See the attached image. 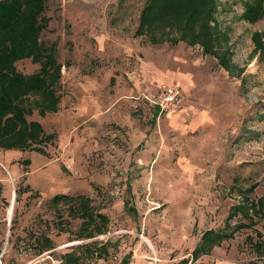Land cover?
Returning <instances> with one entry per match:
<instances>
[{"label": "rangeland", "instance_id": "1", "mask_svg": "<svg viewBox=\"0 0 264 264\" xmlns=\"http://www.w3.org/2000/svg\"><path fill=\"white\" fill-rule=\"evenodd\" d=\"M146 1L46 0L40 41L57 47L60 103L27 120L56 138L44 155L0 149V264H61L71 251L79 264H264V210L253 226L239 213L229 238L193 256L205 231L225 230L229 209L249 204L242 194L264 197V1L251 21L256 0H217L203 44L155 27L135 36ZM173 82L179 109L159 113L152 101ZM57 194L88 196L105 233L79 240L81 220L51 204Z\"/></svg>", "mask_w": 264, "mask_h": 264}, {"label": "trees", "instance_id": "2", "mask_svg": "<svg viewBox=\"0 0 264 264\" xmlns=\"http://www.w3.org/2000/svg\"><path fill=\"white\" fill-rule=\"evenodd\" d=\"M264 0L254 1V5H247L244 11L246 18L255 21L254 15L259 18L263 10L261 4ZM217 8V0H147L141 10L136 35H143L145 30L150 32L152 27L162 31L164 37L169 31L177 30L183 39L191 38L203 44L208 42L205 33L208 22H212ZM46 0H0V149L35 152L44 155V146L51 144L56 136L45 134L42 125L37 121H28L34 111L39 117L54 114L58 111L60 96H56V87L61 79V64L57 62V47L55 44L45 45L40 41L41 33L47 30L49 18L44 16ZM210 20V21H209ZM205 24L199 34L190 30L191 22ZM167 31V33H165ZM192 40V39H191ZM170 38V43H175ZM264 52V47H261ZM29 59L39 66L38 71L31 75H23L16 69V63ZM29 164V161H25ZM254 187L248 190L253 192ZM247 201L244 206L233 205L226 218L225 230H207L193 251L194 258L208 254L224 239L230 237L233 219L243 213L247 225L253 226L259 218V211L263 213L264 197L251 200L245 194ZM54 207L67 206L68 216L81 220L78 229L79 240L91 239L102 235L109 223L108 218L90 205L88 197H76L57 194L51 198ZM250 214H247V212ZM254 214V216H252ZM55 225L60 232L65 231L62 215L57 214ZM243 223L236 224L234 231L245 227ZM36 243L43 251L53 248L52 241L47 237L36 238ZM104 260V259H99ZM186 264V262H183ZM61 264H79V258L73 251L62 257ZM127 264V260H123Z\"/></svg>", "mask_w": 264, "mask_h": 264}, {"label": "built area", "instance_id": "3", "mask_svg": "<svg viewBox=\"0 0 264 264\" xmlns=\"http://www.w3.org/2000/svg\"><path fill=\"white\" fill-rule=\"evenodd\" d=\"M181 87L178 83L162 85L152 103L159 113H171L179 109ZM89 264H117L113 261L96 260Z\"/></svg>", "mask_w": 264, "mask_h": 264}, {"label": "crops", "instance_id": "4", "mask_svg": "<svg viewBox=\"0 0 264 264\" xmlns=\"http://www.w3.org/2000/svg\"><path fill=\"white\" fill-rule=\"evenodd\" d=\"M58 112V111H57ZM56 112V113H57ZM80 195H82V194H80ZM76 196H79V195H76ZM76 196H73V197H76ZM82 196H85V195H82ZM85 197H88V196H85ZM89 198V197H88ZM90 199V198H89ZM90 205L93 207V205H92V201H91V199H90ZM95 210V209H94ZM96 211V210H95ZM98 212V211H97ZM100 213V212H99ZM102 214V213H101ZM128 259H127V264H128Z\"/></svg>", "mask_w": 264, "mask_h": 264}, {"label": "water", "instance_id": "5", "mask_svg": "<svg viewBox=\"0 0 264 264\" xmlns=\"http://www.w3.org/2000/svg\"><path fill=\"white\" fill-rule=\"evenodd\" d=\"M12 209V206L10 207V210Z\"/></svg>", "mask_w": 264, "mask_h": 264}, {"label": "bare ground", "instance_id": "6", "mask_svg": "<svg viewBox=\"0 0 264 264\" xmlns=\"http://www.w3.org/2000/svg\"><path fill=\"white\" fill-rule=\"evenodd\" d=\"M12 212V211H11Z\"/></svg>", "mask_w": 264, "mask_h": 264}]
</instances>
